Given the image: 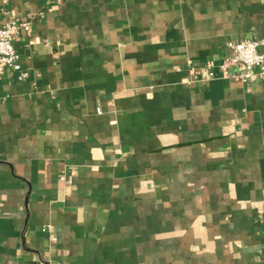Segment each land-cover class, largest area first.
<instances>
[{
    "label": "crops",
    "instance_id": "0c3cea01",
    "mask_svg": "<svg viewBox=\"0 0 264 264\" xmlns=\"http://www.w3.org/2000/svg\"><path fill=\"white\" fill-rule=\"evenodd\" d=\"M13 22L0 264H264V77L221 70L264 0H0Z\"/></svg>",
    "mask_w": 264,
    "mask_h": 264
},
{
    "label": "built area",
    "instance_id": "2783aa9c",
    "mask_svg": "<svg viewBox=\"0 0 264 264\" xmlns=\"http://www.w3.org/2000/svg\"><path fill=\"white\" fill-rule=\"evenodd\" d=\"M20 33L31 36V24L13 22L0 29V78L7 68L12 69L18 82L28 78V73L23 70L20 54L14 45V39ZM229 48L232 55L221 64V70L228 78L247 83L253 79L256 71L259 77H264V39L230 43ZM231 68H236L238 73L235 75L230 73ZM210 77H214V73H210ZM97 112L101 114L100 109ZM61 179L65 183H71L70 178L63 176ZM50 237L55 241L53 235Z\"/></svg>",
    "mask_w": 264,
    "mask_h": 264
}]
</instances>
